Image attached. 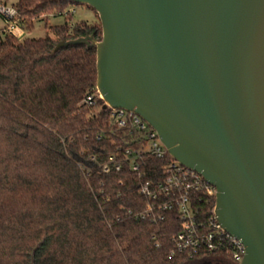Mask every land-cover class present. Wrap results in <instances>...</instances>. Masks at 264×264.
Wrapping results in <instances>:
<instances>
[{
  "label": "trees",
  "instance_id": "16d2710c",
  "mask_svg": "<svg viewBox=\"0 0 264 264\" xmlns=\"http://www.w3.org/2000/svg\"><path fill=\"white\" fill-rule=\"evenodd\" d=\"M75 6L16 0L25 33L49 18L63 24L49 27L53 38L17 40L0 31V264H230L220 253H178L175 209L144 215L152 203L140 188L162 182L172 159L142 154L139 173L132 172L125 151L144 143L118 130L102 101L84 105L96 95L95 48L53 52L59 42L101 40L99 20L72 23ZM110 157L120 171L104 174ZM191 206L206 225L214 198L191 194Z\"/></svg>",
  "mask_w": 264,
  "mask_h": 264
},
{
  "label": "water",
  "instance_id": "95a60500",
  "mask_svg": "<svg viewBox=\"0 0 264 264\" xmlns=\"http://www.w3.org/2000/svg\"><path fill=\"white\" fill-rule=\"evenodd\" d=\"M91 8L103 109L132 112L215 188V216L264 264V0H68Z\"/></svg>",
  "mask_w": 264,
  "mask_h": 264
},
{
  "label": "built area",
  "instance_id": "2783aa9c",
  "mask_svg": "<svg viewBox=\"0 0 264 264\" xmlns=\"http://www.w3.org/2000/svg\"><path fill=\"white\" fill-rule=\"evenodd\" d=\"M0 17L7 22L5 32L20 40L25 32L17 25L16 10L12 6L8 7L6 4L0 3ZM98 100L102 101V98L96 90V95H89L83 103L86 107H94ZM107 109L111 111V117L115 120L118 130H130L134 133L135 142L144 143L143 148L135 152L125 151L126 157H133L130 162L132 172L139 173V160L142 154H148L158 160L164 158L167 152L155 131L147 123L132 112ZM110 143L116 145L117 139H112ZM120 168L118 160L110 157L108 163L103 165L102 172L104 174H108L112 170L119 172ZM164 173L165 179L162 182L146 183L140 188V194L152 203L146 208L144 215L153 214L154 207L157 209L154 216L163 211L175 209L182 227L181 231L172 239L174 249L178 253L187 252L190 255H197L201 252L220 253L228 263L240 264L245 254L244 247L239 240L225 232L216 220L215 188L198 174L180 166L173 159L172 163L164 168ZM199 192L214 198V207L209 213L206 225L197 222L191 206V194Z\"/></svg>",
  "mask_w": 264,
  "mask_h": 264
},
{
  "label": "rangeland",
  "instance_id": "374dc122",
  "mask_svg": "<svg viewBox=\"0 0 264 264\" xmlns=\"http://www.w3.org/2000/svg\"><path fill=\"white\" fill-rule=\"evenodd\" d=\"M2 2H5L8 7H11L13 4H15L16 0H3ZM70 12L72 14V23L86 22L88 24H92L97 22L98 20L97 14L87 6H82V5L75 6L74 9H72ZM44 24H45L44 22H36L35 28L29 33H24L21 39L25 37L45 38L47 36L53 38V34L51 33L49 27L62 25L63 18L62 17L49 18L46 27ZM5 28H7V22L0 17V31L4 30Z\"/></svg>",
  "mask_w": 264,
  "mask_h": 264
}]
</instances>
